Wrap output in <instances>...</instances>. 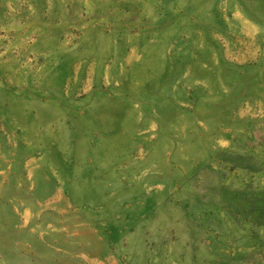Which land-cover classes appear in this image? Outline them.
<instances>
[{"label":"rangeland","instance_id":"obj_1","mask_svg":"<svg viewBox=\"0 0 264 264\" xmlns=\"http://www.w3.org/2000/svg\"><path fill=\"white\" fill-rule=\"evenodd\" d=\"M0 264H264V0H0Z\"/></svg>","mask_w":264,"mask_h":264}]
</instances>
